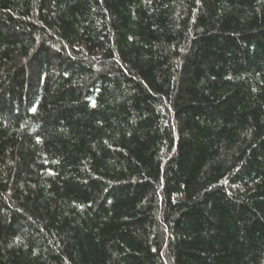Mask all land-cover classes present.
<instances>
[{
    "label": "trees",
    "instance_id": "1",
    "mask_svg": "<svg viewBox=\"0 0 264 264\" xmlns=\"http://www.w3.org/2000/svg\"><path fill=\"white\" fill-rule=\"evenodd\" d=\"M0 264H264V0H0Z\"/></svg>",
    "mask_w": 264,
    "mask_h": 264
}]
</instances>
